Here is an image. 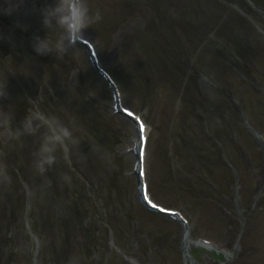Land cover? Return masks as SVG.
<instances>
[{
	"label": "rangeland",
	"instance_id": "obj_1",
	"mask_svg": "<svg viewBox=\"0 0 264 264\" xmlns=\"http://www.w3.org/2000/svg\"><path fill=\"white\" fill-rule=\"evenodd\" d=\"M161 1L167 2L158 6L155 0H86L101 19L85 36L101 45L103 65L116 76L125 103L143 110L154 126L149 144L153 192L189 216L193 236L226 241L233 249L250 196L264 178V153L255 154L261 143L247 134L241 121L245 113L264 125L255 100L260 92L254 88L258 80L264 85V52L236 51L240 45L264 49V0H248L241 11L222 2L212 12L198 9L203 0H193L195 10L192 4L181 6L185 0H178L177 8V0ZM221 8L238 10L240 16L227 34L215 18ZM178 17L194 22L192 38L172 32ZM17 20L27 28L17 27ZM204 22L207 30H202ZM9 32L11 40L0 39V52L24 58L34 52L33 36L44 29L35 14L0 16V34L7 37ZM66 56L64 69L52 63L55 72L42 73L46 104L40 97L42 87L35 89L33 83L28 90L20 69L1 65L0 81L15 82L29 102L46 110L41 113L67 125L73 139L70 152L58 145L71 162L49 168V189L41 187L38 178L34 182L18 175L25 184L20 183L19 192L17 188L18 201L0 197V264H132L116 248L135 263L184 264L182 228L171 219L148 213L149 230L143 224L146 217L139 214L133 231L146 239L151 231V238L145 242L133 234L127 221L142 207L131 174L134 156L126 149L136 139L135 129L112 114L108 88L91 71L85 48L76 44ZM240 95L244 109L237 102ZM86 120L94 125L93 132L81 124ZM104 136L108 142H99ZM232 160L235 166L228 163ZM236 166L244 171L239 183ZM27 186L34 204L28 217ZM246 230L243 241L250 240L251 248L240 255L234 252L233 263L192 247L195 264H264V216L249 221Z\"/></svg>",
	"mask_w": 264,
	"mask_h": 264
},
{
	"label": "clouds",
	"instance_id": "obj_2",
	"mask_svg": "<svg viewBox=\"0 0 264 264\" xmlns=\"http://www.w3.org/2000/svg\"><path fill=\"white\" fill-rule=\"evenodd\" d=\"M21 13L38 15L44 29L43 35L33 36L32 47L35 53L41 56L54 54L59 59H63L69 49L76 46L85 36L87 28L101 19L99 13H91L86 0H0V16L13 17ZM16 26L27 28L19 20ZM12 36L11 32L7 37L0 34V39L11 40ZM7 95L8 80L0 81V99ZM35 120L47 124L51 133L41 145L39 159L35 162L39 172L45 173L48 167L56 163V145H63L67 151H71L69 141L73 139V132L67 125L60 123L57 117L41 112L26 118V131L35 130Z\"/></svg>",
	"mask_w": 264,
	"mask_h": 264
},
{
	"label": "bare ground",
	"instance_id": "obj_3",
	"mask_svg": "<svg viewBox=\"0 0 264 264\" xmlns=\"http://www.w3.org/2000/svg\"><path fill=\"white\" fill-rule=\"evenodd\" d=\"M158 4V6H163L160 5L161 3H163L164 5L166 4V2L161 1V0H155ZM248 0H203L202 2L200 1L199 5L197 4L198 9L200 10V8L202 7V9L204 10V8H209L210 11L212 12L213 10H216L218 8V5L222 2H226V4L228 3V5L231 6H236L238 5V7L240 8L239 11H241V9L244 8L245 4H247ZM181 6H188L189 4L193 5V9H196V3H194L193 0H187V4H186V0L181 2ZM175 7H179V2L178 0L175 3ZM192 9V10H193ZM222 11L220 10V12L218 13V15L215 16L216 20L220 21L223 23V26L226 27L225 33L227 34L229 31H231L230 29L234 27V25L238 24V19L240 18L238 10L236 11H232V12H228L225 11L224 8H221ZM245 9V8H244ZM248 9V8H247ZM246 10V9H245ZM250 10V9H248ZM186 15V14H185ZM213 16V15H212ZM221 17L225 18L224 21L221 20ZM213 18V17H212ZM191 19H194L193 16H191ZM202 22V20H201ZM231 22H234L231 25ZM176 24H172L173 26V30L172 32L176 34V37L179 38V36L184 35V36H189V38H192V33H193V29H195L194 27V22L190 21L189 17H185L184 20H182V17H178L176 19ZM219 23V22H218ZM166 25H168L166 23ZM202 30H207V25L204 23H202ZM239 26V25H238ZM219 33V32H218ZM221 33V32H220ZM44 32H41L40 35H43ZM208 34V32L206 33ZM206 34H204L206 36ZM204 35H202V37L204 38ZM186 36V37H187ZM208 36V35H207ZM93 38H88L87 36H84L81 38V40L77 43V45L84 47L85 48V52H102V48L101 45H96L93 41ZM202 41V40H201ZM236 48V47H235ZM239 50H236L237 52H264V49L261 50L260 48H257L256 51L254 50L256 47L252 46V47H248V49L243 48L242 45H240ZM168 49V48H167ZM165 49V50H167ZM164 50V49H163ZM35 52V51H34ZM124 118V117H123ZM190 229L188 228V230H185V234L183 237V248L185 251V261L188 263H191V258L188 256V254H190V249H191V244L193 243L192 239H191V234H190ZM188 251V252H187Z\"/></svg>",
	"mask_w": 264,
	"mask_h": 264
}]
</instances>
